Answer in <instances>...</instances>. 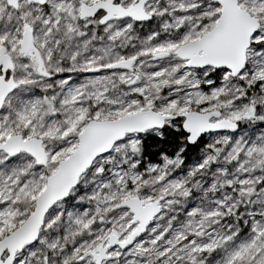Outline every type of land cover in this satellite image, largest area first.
<instances>
[{
	"label": "snow or ice",
	"instance_id": "snow-or-ice-1",
	"mask_svg": "<svg viewBox=\"0 0 264 264\" xmlns=\"http://www.w3.org/2000/svg\"><path fill=\"white\" fill-rule=\"evenodd\" d=\"M0 264H264V0H0Z\"/></svg>",
	"mask_w": 264,
	"mask_h": 264
}]
</instances>
